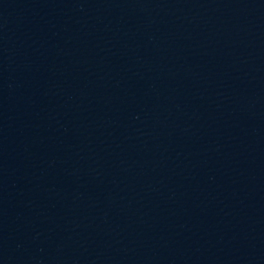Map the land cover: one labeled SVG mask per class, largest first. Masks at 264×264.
<instances>
[{
  "label": "water",
  "instance_id": "1",
  "mask_svg": "<svg viewBox=\"0 0 264 264\" xmlns=\"http://www.w3.org/2000/svg\"><path fill=\"white\" fill-rule=\"evenodd\" d=\"M0 264H264V0H0Z\"/></svg>",
  "mask_w": 264,
  "mask_h": 264
}]
</instances>
